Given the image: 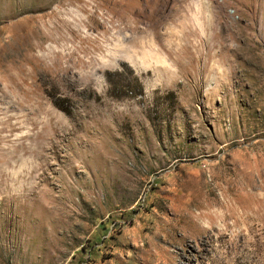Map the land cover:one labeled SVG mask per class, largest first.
Returning a JSON list of instances; mask_svg holds the SVG:
<instances>
[{"label":"rangeland","instance_id":"374dc122","mask_svg":"<svg viewBox=\"0 0 264 264\" xmlns=\"http://www.w3.org/2000/svg\"><path fill=\"white\" fill-rule=\"evenodd\" d=\"M0 264H264V0H0Z\"/></svg>","mask_w":264,"mask_h":264}]
</instances>
